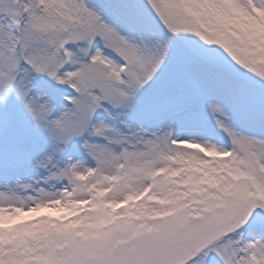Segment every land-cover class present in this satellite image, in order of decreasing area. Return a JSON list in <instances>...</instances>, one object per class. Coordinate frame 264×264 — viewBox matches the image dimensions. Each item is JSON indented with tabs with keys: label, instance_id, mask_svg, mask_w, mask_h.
Masks as SVG:
<instances>
[{
	"label": "snow or ice",
	"instance_id": "obj_1",
	"mask_svg": "<svg viewBox=\"0 0 264 264\" xmlns=\"http://www.w3.org/2000/svg\"><path fill=\"white\" fill-rule=\"evenodd\" d=\"M0 264H264V0H0Z\"/></svg>",
	"mask_w": 264,
	"mask_h": 264
}]
</instances>
